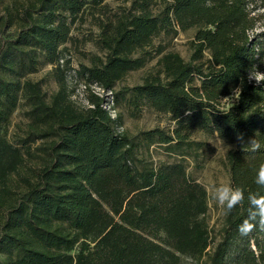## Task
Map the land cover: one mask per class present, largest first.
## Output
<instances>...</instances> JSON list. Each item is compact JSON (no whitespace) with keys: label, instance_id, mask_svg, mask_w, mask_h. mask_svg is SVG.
Here are the masks:
<instances>
[{"label":"trees","instance_id":"obj_1","mask_svg":"<svg viewBox=\"0 0 264 264\" xmlns=\"http://www.w3.org/2000/svg\"><path fill=\"white\" fill-rule=\"evenodd\" d=\"M153 2L130 0L112 11L105 0L7 4L0 27L15 28L0 45V264H264V230L238 232L248 193L264 194L255 183L264 163V81L248 79L253 66L264 72V0H160L155 13ZM88 12L98 13L105 54L72 68L65 44ZM191 27L189 59L159 46L158 69L119 93L130 92L137 110L143 101L174 120L171 131H143L147 139L199 147L204 142L190 136L200 131L232 144L225 156L230 184L244 189L245 201L225 214L217 240L205 186L182 161H140L136 142L116 128L122 123L115 82L143 65L154 35ZM42 63L52 65L58 83L50 96L41 80L28 77ZM71 70L89 105L71 99ZM90 84L112 91L114 117ZM236 88L240 96L224 102ZM21 98L29 129L16 144L5 129ZM255 137L262 147L250 153L244 144ZM43 138H50L43 161L21 174L31 143Z\"/></svg>","mask_w":264,"mask_h":264},{"label":"rangeland","instance_id":"obj_2","mask_svg":"<svg viewBox=\"0 0 264 264\" xmlns=\"http://www.w3.org/2000/svg\"><path fill=\"white\" fill-rule=\"evenodd\" d=\"M23 0H0V18H4L7 4ZM155 0L151 5L153 13L161 7L160 0ZM108 9L116 10L119 6L130 4V0H105ZM107 13V10L105 9ZM90 12L84 14L83 20L77 21L73 28L72 34L75 40L68 41L65 46L66 55L70 57L72 68H76L80 63L90 64L93 56H104L105 51L100 48L98 41V25L95 19L96 15ZM101 14V12H100ZM102 15H105L102 13ZM14 25L9 28L0 27V45L3 39L12 34ZM195 28L191 27L186 30H178L175 34L166 33L161 30L156 36H153L152 45L147 47L150 53L142 66L129 70L120 80L114 84L115 93L117 92V111L120 113L121 123L120 130H124L134 142L136 158L140 161L148 162L152 165H158L163 162L182 161L191 178L202 183L208 193V210L206 218L212 235L217 240L220 236V230L224 222L225 210L221 208L212 198V188L221 183L230 184L229 170L226 164V152L232 147L229 142L222 141L217 136H206L202 132H194L190 138L192 140L204 142L199 147L181 145L179 147H168L167 144L160 143L154 136L153 139H147L141 133L147 129L160 127L165 131H171L174 126V120L168 113L159 112L146 102H141L139 109H135L128 103L130 92L119 93L121 89L128 88L142 81V78L149 72L158 69L157 59L160 54L156 53V48L161 46L163 51L174 50L180 53L184 59H189L191 53L190 39L194 34ZM207 55V54H206ZM28 77L34 80H41L42 87L50 96L57 87L58 83L53 75L52 65L42 63L38 69L28 74ZM68 87H73L75 92L70 96L77 103H84L83 85L75 78L74 72L68 71L66 74ZM229 99H223L224 102L230 103L233 96ZM29 105L25 99L21 98L18 105L10 115L8 124L5 129V137L16 144L26 135L29 129ZM50 138L37 139L31 143L32 157L27 158L24 167L19 171L26 174L29 166L36 165L43 161L42 146L47 144ZM136 161L139 164V161ZM13 183H18V175H14ZM4 259L0 255V261ZM181 264H197L193 259H184Z\"/></svg>","mask_w":264,"mask_h":264},{"label":"clouds","instance_id":"obj_3","mask_svg":"<svg viewBox=\"0 0 264 264\" xmlns=\"http://www.w3.org/2000/svg\"><path fill=\"white\" fill-rule=\"evenodd\" d=\"M249 81L255 80L256 83L264 81V72H260L256 66H253L248 72ZM240 88L234 90L235 96H240ZM231 97H225L229 99ZM239 140L243 141V137L239 136ZM262 145L255 138L250 139L244 144V149L250 153H256L261 149ZM255 183L264 188V163L260 164L255 177ZM211 195L213 200L225 210V214H230L238 205H242L245 201L244 189L239 186H232L228 183H221L212 188ZM248 209L247 216L238 226V232L241 236H249L253 231L259 229L264 230V194L260 192H249L247 195Z\"/></svg>","mask_w":264,"mask_h":264},{"label":"built area","instance_id":"obj_4","mask_svg":"<svg viewBox=\"0 0 264 264\" xmlns=\"http://www.w3.org/2000/svg\"><path fill=\"white\" fill-rule=\"evenodd\" d=\"M60 60L62 61V59H60ZM84 87L85 86L83 85V90H84ZM90 87H91L92 91H94L96 94H98L99 96H101L103 98L101 106L109 112L111 117H114L116 115V109L114 108V97H113L112 91L104 89L103 87H101L97 84H90ZM231 96H233V99L236 98V96L234 94ZM83 99H84V104H88V100L84 97V94H83ZM116 128H117V130H120L119 126H117Z\"/></svg>","mask_w":264,"mask_h":264}]
</instances>
